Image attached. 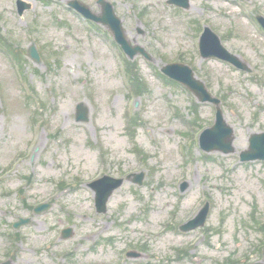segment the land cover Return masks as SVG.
<instances>
[{"label":"rangeland","instance_id":"rangeland-1","mask_svg":"<svg viewBox=\"0 0 264 264\" xmlns=\"http://www.w3.org/2000/svg\"><path fill=\"white\" fill-rule=\"evenodd\" d=\"M15 1L0 0V264L261 261L264 161L242 163L240 153L264 132V32L255 21L264 0H191L188 10L168 0H106L152 62L129 60L107 28L91 26L67 0H25L32 6L23 17ZM80 1L101 13L98 0ZM205 26L252 74L201 59ZM32 44L39 64L27 55ZM174 62L222 100L234 153L200 149L215 107L161 76ZM79 103L89 107L88 123L75 121ZM132 173L145 174L143 185L127 180L97 214L88 183ZM206 202V225L182 233ZM41 203L52 208L34 215ZM19 218L32 222L16 231ZM66 228L73 234L64 240ZM131 251L141 257L127 258Z\"/></svg>","mask_w":264,"mask_h":264},{"label":"water","instance_id":"water-1","mask_svg":"<svg viewBox=\"0 0 264 264\" xmlns=\"http://www.w3.org/2000/svg\"><path fill=\"white\" fill-rule=\"evenodd\" d=\"M103 12L100 16L95 15L91 10L78 1H71L69 5L82 13L89 19L98 23L108 26L113 32L116 41L122 46L125 52L133 59L139 53L143 54L146 58L150 56L141 47H133L127 41L125 31L121 21L115 16L112 5L100 0ZM169 4L188 9L190 7L189 0H169ZM30 5L20 2L19 13L22 15L25 10L30 9ZM259 21L264 26V18L259 17ZM200 50L203 59L220 58L221 60L234 64L241 70L250 71L248 67L243 64L238 57L231 54L226 50L219 37L214 34L210 29H206L200 42ZM30 57L39 62L40 58L34 46L29 49ZM163 72L170 78L182 83L189 88L195 96L203 103H213L217 107L216 123L215 125L203 132L200 138L201 148L206 152H222L224 154H231L235 152L233 142L235 141L234 129L229 126L225 120L223 110L221 109V101L212 96L207 90L205 84L195 77L193 70L185 65H168L163 68ZM77 122H89V109L83 104L77 106ZM249 149L240 154L242 162L264 161V133L252 134L249 140ZM134 183L142 185L144 175H134ZM124 183L123 179H113L104 177L101 180L91 183L89 186L96 194V207L99 213L107 212V203L113 192L120 188ZM50 209V205H40L35 209L37 214H41ZM209 213V206L207 205L199 215L187 225L182 227V230L187 232L199 227L204 226ZM30 223L29 219H21L15 224L16 228ZM72 234L71 229L64 231V237L68 238ZM130 256L138 257L139 255L132 253ZM9 264V263H8ZM262 264V263H256Z\"/></svg>","mask_w":264,"mask_h":264}]
</instances>
